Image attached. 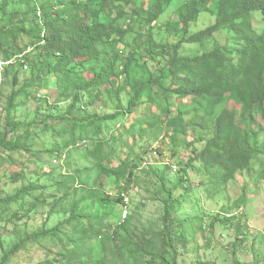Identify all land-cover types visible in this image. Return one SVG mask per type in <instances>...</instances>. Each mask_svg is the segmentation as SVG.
Listing matches in <instances>:
<instances>
[{
    "label": "rangeland",
    "instance_id": "374dc122",
    "mask_svg": "<svg viewBox=\"0 0 264 264\" xmlns=\"http://www.w3.org/2000/svg\"><path fill=\"white\" fill-rule=\"evenodd\" d=\"M186 1L174 0L160 18L155 26L158 39L165 40L160 28L179 18L178 10ZM155 5L156 0H136L127 10L128 16L115 23L127 27L134 9L151 10ZM13 11L23 12L24 7L9 6L7 16ZM213 21L211 16H203L200 26ZM6 26L9 27L7 17L0 16V29L6 30ZM200 26L194 29H201ZM139 31L141 25L137 24L126 40L133 49L142 40ZM0 41L11 56L16 55L0 73V140L8 129L7 116L21 126L9 136L11 145L0 146V264H264V154L215 194L208 193L200 163L188 171V195L182 200L184 205L178 216L187 219L184 228L189 241L187 250L175 248L171 240L177 239L182 228L165 222L164 197L158 194L155 172H166L169 183L174 181L177 176L173 177L168 169H180L187 162L190 152L186 145L181 154L175 155L172 146L162 140L167 125L159 123L148 125L134 144L135 152L126 154L128 149L121 142H114V131L135 124L136 115L126 114V121L124 117L114 121L103 118L127 110L130 87L122 93V103L106 93L94 104L88 95V105L81 103L79 107L72 99L74 90L67 92L54 80L18 92L14 80L19 64L25 67L19 75L20 85L31 74L25 65L26 53L19 55L13 49L23 48L30 40L10 36L7 41ZM102 49L111 57L118 45L109 44ZM32 58L29 57L30 63ZM142 64L134 67L136 86L146 76L145 71L149 74L158 68L157 60ZM12 67L15 68L5 74ZM89 73L75 68L69 82L75 83L80 76L90 80L94 74ZM80 107H86L87 112ZM96 115L100 116L98 120L93 117ZM87 118L88 123L83 122ZM263 141L261 136V149ZM158 147L164 149L157 156ZM131 163H141V169L133 179L128 221L119 226L122 206L113 200L131 183ZM74 173L77 181L65 183ZM180 194L175 193L177 197ZM81 213L88 219L76 220ZM56 227V234L44 236Z\"/></svg>",
    "mask_w": 264,
    "mask_h": 264
},
{
    "label": "trees",
    "instance_id": "16d2710c",
    "mask_svg": "<svg viewBox=\"0 0 264 264\" xmlns=\"http://www.w3.org/2000/svg\"><path fill=\"white\" fill-rule=\"evenodd\" d=\"M135 1L0 0V16H6L9 22L6 30L0 29V39L7 41L10 36H24L30 40L23 48L13 49L19 55L26 53L25 65L31 74L20 85L19 75L25 67L19 64L14 80L18 92L54 80L59 88L67 92L74 90L72 99L79 107L86 103L88 95L94 104L106 93L122 103L121 95L130 87L127 110L121 109L115 116L103 118L114 121L124 117L126 121V114L136 115L135 124L114 131V142H121L128 149L126 154L135 152L134 144L148 125L159 123L163 127L167 125L163 128L162 140L172 146L175 155L181 154L186 145L190 158L177 172L171 167L168 169L173 177L177 176L174 181L169 183L166 172H155L158 194L164 197L165 222L182 228L171 243L175 242V248L186 249L187 219H180L178 215L182 200L188 195L185 191H188L185 186L188 171L200 163L208 181V193L215 194L239 173L249 170L254 160L264 154V141L262 149L259 146V139L264 138V0H188L178 10L179 18L160 28L165 40L158 39L155 26L174 0H156L151 10L136 8L131 13L129 26H117L115 22L128 16L127 10ZM11 5L23 6L24 11H13L7 16ZM203 16H211L215 21L202 28ZM112 18L114 21H110ZM137 24L141 25L138 35L142 40L133 49L126 40ZM195 26L201 29L195 30ZM109 44L118 45L111 57L102 49ZM0 48L3 51L0 62L16 56L8 53L2 41ZM28 49L31 51L27 52ZM29 57H33L31 63ZM152 59L158 61L156 71L149 74L145 71L141 83L134 85V67ZM75 68L90 71L94 77L89 80L80 76L75 83H70L68 78ZM80 109L87 112L86 107ZM90 117L98 120L100 116ZM88 121L89 118L83 120ZM7 123L8 129L0 140V146L4 147L11 145L9 136L21 127L12 123L9 116ZM163 149L156 150L157 156ZM140 167L141 163H131V178L128 177L131 183L125 192L132 189ZM76 173L70 174L65 183L77 181ZM179 191L181 194L177 197L175 193ZM113 201L117 206L122 203L120 196ZM80 219L88 217L81 213L76 220ZM104 228L99 230L102 232ZM58 231L56 227L44 236Z\"/></svg>",
    "mask_w": 264,
    "mask_h": 264
},
{
    "label": "built area",
    "instance_id": "2783aa9c",
    "mask_svg": "<svg viewBox=\"0 0 264 264\" xmlns=\"http://www.w3.org/2000/svg\"><path fill=\"white\" fill-rule=\"evenodd\" d=\"M11 64H12L11 61H7V62L6 61H2V62H0V73H2V71L6 67L11 65ZM26 69H27V66H26ZM159 148L160 147H158L157 149H159ZM61 159L62 160H60V159L59 160L62 161V163H63L64 162V160H63L64 158L62 157ZM56 162H58V161H56ZM173 171L177 172L178 168H174ZM119 196H120V198L122 200V203H121L122 209H121V215H120V219H119L120 220L119 226H121L122 224H124V223H126L128 221L129 208H130V203H131V200H132V198H131V190L129 192L123 191Z\"/></svg>",
    "mask_w": 264,
    "mask_h": 264
}]
</instances>
